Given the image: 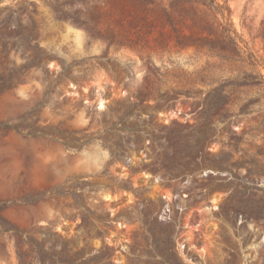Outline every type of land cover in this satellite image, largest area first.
I'll list each match as a JSON object with an SVG mask.
<instances>
[{"label":"rangeland","instance_id":"1","mask_svg":"<svg viewBox=\"0 0 264 264\" xmlns=\"http://www.w3.org/2000/svg\"><path fill=\"white\" fill-rule=\"evenodd\" d=\"M59 260L264 264V0H0V264Z\"/></svg>","mask_w":264,"mask_h":264},{"label":"trees","instance_id":"2","mask_svg":"<svg viewBox=\"0 0 264 264\" xmlns=\"http://www.w3.org/2000/svg\"><path fill=\"white\" fill-rule=\"evenodd\" d=\"M39 251H41V252H39V254H40V260L42 261L43 260V258H44V255L42 254V251L43 252H45V249L44 248H40V250ZM20 259L22 260V258L20 257ZM62 264H70V262H68V260H59ZM26 263V262H25ZM83 264H87V262H84Z\"/></svg>","mask_w":264,"mask_h":264}]
</instances>
